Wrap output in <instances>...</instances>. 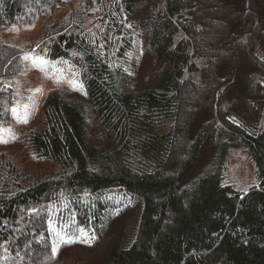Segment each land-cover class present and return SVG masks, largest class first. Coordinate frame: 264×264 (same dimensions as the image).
I'll use <instances>...</instances> for the list:
<instances>
[{
  "label": "trees",
  "instance_id": "trees-1",
  "mask_svg": "<svg viewBox=\"0 0 264 264\" xmlns=\"http://www.w3.org/2000/svg\"><path fill=\"white\" fill-rule=\"evenodd\" d=\"M64 4L0 0L1 26L48 21L31 45L83 83L50 88L0 150V264H264V0ZM84 17L111 30L102 46ZM29 49L0 40V125ZM207 141L216 156L183 184ZM232 145L257 169L246 191L221 183Z\"/></svg>",
  "mask_w": 264,
  "mask_h": 264
},
{
  "label": "rangeland",
  "instance_id": "rangeland-1",
  "mask_svg": "<svg viewBox=\"0 0 264 264\" xmlns=\"http://www.w3.org/2000/svg\"><path fill=\"white\" fill-rule=\"evenodd\" d=\"M64 8L61 12H72L75 17H79L80 0H64ZM48 21H36L34 24L17 28L14 26L4 27L0 25V40H6L23 47H30L23 54L26 63V70L13 79H3L5 84L11 85L16 97L10 108L9 122L0 125V150L4 144L16 139L24 132L28 125L39 119L41 105L47 91L53 86H64L73 90L83 91V83L80 72L76 64L67 58L50 59L44 50L36 48L33 41L39 40L42 30ZM84 25L92 38L98 40L99 45L103 44V37L109 38L111 30L106 24L93 17H84ZM106 42V41H105ZM242 106L240 111H242ZM264 120V113L262 114ZM16 163H20L18 148H9ZM217 150L210 141H207L201 150L198 160L188 169L182 183L186 184L196 178L205 170L209 162L216 156ZM49 169V165L34 166L30 170L42 172ZM223 175L221 183L231 185L236 190L246 191L251 186L258 184L257 169L248 149L242 145H232L225 152ZM134 203L138 205L137 216L141 208V200L134 197ZM68 224H61L58 228L68 231ZM54 229V226H53ZM84 230V231H83ZM58 231V230H57ZM59 236L64 235L63 231H58ZM79 240H88L90 233L87 229L78 228ZM69 234L65 239L69 238Z\"/></svg>",
  "mask_w": 264,
  "mask_h": 264
}]
</instances>
